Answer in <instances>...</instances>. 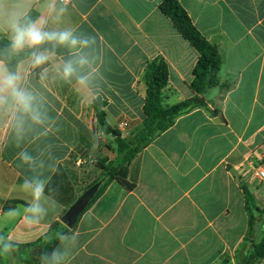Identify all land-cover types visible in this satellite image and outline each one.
Returning <instances> with one entry per match:
<instances>
[{
	"label": "crops",
	"instance_id": "obj_1",
	"mask_svg": "<svg viewBox=\"0 0 264 264\" xmlns=\"http://www.w3.org/2000/svg\"><path fill=\"white\" fill-rule=\"evenodd\" d=\"M162 1L63 0L68 7L63 22L49 21L50 29L71 27L96 38L95 79L89 89L64 82L57 67L69 53L56 54L28 74L51 121L21 140L0 116V234L16 245L11 255L0 256V264H40L45 244L57 241V247L55 234L70 230L60 222L68 207L47 194V215L26 226L23 208L31 197L21 184L34 172L20 159L21 151L43 161L39 171L47 183L63 164L70 199L76 200L99 176V159H91L89 151L114 149L101 145L114 136L97 125L93 102L101 104L111 129L124 139L125 132L131 135L144 120L141 78L155 58L168 70L164 106L194 96L190 84L198 54L159 10ZM178 2L217 48L218 79L231 87L208 89L201 96L205 106L179 116L131 161L127 180L135 183L133 189L113 181L81 214L69 232L77 237L71 264H245L264 236V214L250 229L243 193L247 189L255 206L264 209V182L251 176L264 159V0ZM32 11L43 14L41 0H33ZM0 39L8 40L6 30H0ZM121 122L126 127L119 131ZM76 149V163L67 164ZM13 209L21 215L9 217ZM253 264H264V258Z\"/></svg>",
	"mask_w": 264,
	"mask_h": 264
},
{
	"label": "clouds",
	"instance_id": "obj_2",
	"mask_svg": "<svg viewBox=\"0 0 264 264\" xmlns=\"http://www.w3.org/2000/svg\"><path fill=\"white\" fill-rule=\"evenodd\" d=\"M41 2L44 12L33 18L29 14L33 0H0V30H6L8 36L7 46L0 49V116L7 118L14 134L21 140L29 130H38L51 121L43 96L28 83V74L49 64L56 55V49L63 48L69 53L57 67L61 80L66 83L75 81L79 88L89 89L95 79V60L91 48L96 38L78 34L71 27L50 29L49 21L61 24L68 7L63 0ZM26 49L30 50L26 67L12 68L11 60ZM42 75H46V72ZM19 157L34 172L30 179L25 178L21 184V188L31 197V202L23 208V219L26 226L31 227L39 224L47 215V180L39 171L44 167L43 161H38L26 150L21 151ZM8 215L14 218L21 212L13 209ZM55 236L59 245L51 252L43 253L39 258L40 264H71L77 247L76 235L57 232ZM15 248L11 239L0 234V256L11 255Z\"/></svg>",
	"mask_w": 264,
	"mask_h": 264
},
{
	"label": "trees",
	"instance_id": "obj_3",
	"mask_svg": "<svg viewBox=\"0 0 264 264\" xmlns=\"http://www.w3.org/2000/svg\"><path fill=\"white\" fill-rule=\"evenodd\" d=\"M159 10L171 21L174 28L181 36L190 44L197 52L198 58L193 69V79L190 88L194 96L188 100H184L172 106H164V90L168 86V70L163 59L155 58L147 63L144 73L141 78V83L144 87L145 103L143 106L144 120L139 129L131 133L130 140H125L121 137V133L111 129L104 120V114L100 111L97 101L92 103V108L95 112L97 125L102 128L105 134L114 136L113 140L116 145L117 159L115 161L98 160L95 163L99 169V176L83 188V191L90 186L101 182V185L94 195L91 202L88 204L83 213L95 202V200L105 191V189L116 181L126 189L130 190L135 187V183L127 180V166L131 161L145 149L156 137L173 126L175 120L196 107L205 106V102L201 97L208 89L219 87L228 89L231 84H222L218 79V72L222 64L221 56L217 48L207 42L196 28L192 25L187 13L181 7L178 0H163L159 5ZM33 18L37 16L35 12L29 13ZM8 40L0 39V49L7 46ZM50 47V46H45ZM30 50L15 56L10 63L14 69L18 64L28 58ZM68 50L63 48L56 49V54H67ZM78 149L70 156L67 164H75L77 161ZM72 186L68 180L67 172L60 164L53 177L49 180L46 187V194L69 207L74 201V197L70 199ZM82 191V193H83ZM245 197V209L250 219V229L253 221L260 219L264 214V209H259L255 206L253 197L247 189L243 188ZM82 213V214H83ZM59 225V222L50 227V232ZM72 230H66L70 232ZM47 234L40 238L35 244H41L47 239ZM57 241L45 244L43 253L51 252ZM253 252L246 260L245 264H253L264 258V236L257 244H253Z\"/></svg>",
	"mask_w": 264,
	"mask_h": 264
},
{
	"label": "water",
	"instance_id": "obj_4",
	"mask_svg": "<svg viewBox=\"0 0 264 264\" xmlns=\"http://www.w3.org/2000/svg\"><path fill=\"white\" fill-rule=\"evenodd\" d=\"M100 185L101 182H97L96 184L90 186L88 189L83 191V193L67 208L65 213L60 218V222L64 226L70 230L75 227L79 217L97 193Z\"/></svg>",
	"mask_w": 264,
	"mask_h": 264
},
{
	"label": "rangeland",
	"instance_id": "obj_5",
	"mask_svg": "<svg viewBox=\"0 0 264 264\" xmlns=\"http://www.w3.org/2000/svg\"><path fill=\"white\" fill-rule=\"evenodd\" d=\"M126 133V132H125ZM123 134V136L125 137V140H130V138H131V135H127V134ZM101 145H102V147L104 148L106 145H108L109 147H114V149H113V151H108L107 149H106V147L104 148V154H99V155H97V153H95V152H93L92 150L91 151H89V154L92 156V158L91 159H93V160H95V159H99V160H104V159H106V160H109L110 159V161H115L116 159H117V155H116V153H115V151H116V145H115V143H114V141L112 140V139H107V141H101ZM255 242L257 243V242H259V240L258 239H255Z\"/></svg>",
	"mask_w": 264,
	"mask_h": 264
},
{
	"label": "built area",
	"instance_id": "obj_6",
	"mask_svg": "<svg viewBox=\"0 0 264 264\" xmlns=\"http://www.w3.org/2000/svg\"><path fill=\"white\" fill-rule=\"evenodd\" d=\"M125 127L126 123L121 122L118 124L117 129L119 131H122L123 129H125ZM251 176L254 180H257L258 182H264V159L260 164H258L252 169Z\"/></svg>",
	"mask_w": 264,
	"mask_h": 264
}]
</instances>
